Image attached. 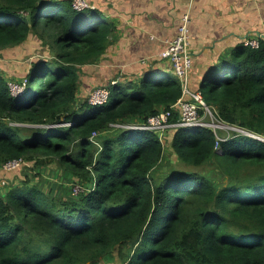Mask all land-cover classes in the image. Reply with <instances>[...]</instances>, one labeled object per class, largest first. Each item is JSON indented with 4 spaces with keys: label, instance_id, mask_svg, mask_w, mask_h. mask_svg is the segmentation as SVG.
Wrapping results in <instances>:
<instances>
[{
    "label": "trees",
    "instance_id": "1",
    "mask_svg": "<svg viewBox=\"0 0 264 264\" xmlns=\"http://www.w3.org/2000/svg\"><path fill=\"white\" fill-rule=\"evenodd\" d=\"M31 35L53 53L32 63L21 96L0 73V168L56 159L84 191L56 196L16 175L0 190V264H101L115 249L125 264H264L263 140L176 127L178 160H214L222 182L193 169L157 178L160 131L137 124L166 110L178 121V76L150 68L140 82L111 85L106 104L81 103L82 67L110 46L106 17L72 0H0V50ZM198 89L220 123L264 137V42L238 45Z\"/></svg>",
    "mask_w": 264,
    "mask_h": 264
},
{
    "label": "crops",
    "instance_id": "2",
    "mask_svg": "<svg viewBox=\"0 0 264 264\" xmlns=\"http://www.w3.org/2000/svg\"><path fill=\"white\" fill-rule=\"evenodd\" d=\"M86 1L108 21L110 46L102 59L136 61V82L147 71L137 59L164 49L177 37L185 17L189 19L194 89L214 65L229 60L238 45L250 39L264 42V0Z\"/></svg>",
    "mask_w": 264,
    "mask_h": 264
},
{
    "label": "rangeland",
    "instance_id": "3",
    "mask_svg": "<svg viewBox=\"0 0 264 264\" xmlns=\"http://www.w3.org/2000/svg\"><path fill=\"white\" fill-rule=\"evenodd\" d=\"M170 42L171 41H168V44ZM167 46L158 54L151 56L146 55L144 57L138 58L137 61L139 64L146 66L144 70H148L150 68L155 70H163L164 68H168V61L162 60L161 57V52L165 50ZM52 49L53 48L49 42L44 43V41L41 40L39 36L37 37L31 35L26 42L19 46L0 50V73L4 74V76L8 78L10 87L12 89L11 92L14 95H23L24 83L26 82V78L30 73L32 63L42 59H48L53 53ZM110 62L111 61H107V58H104V60H99V62L95 64H88L82 67L80 74L81 87L79 93L81 103L87 101L90 104V96H92V94H97L99 91H102L105 94V88L109 90L110 93H108L111 95V88H108L110 85H127L130 84V82L135 83L137 81L139 74H136V69L139 67V65L136 61L133 62L132 59V63H130V59H125L123 60V63L117 62V60H113L111 63ZM193 77L194 75H192L191 70V87L192 85L197 87V85L193 84ZM192 89L194 88L192 87ZM102 100H105V98ZM178 114L180 117V110L178 111ZM201 118L204 121V125H207L214 131L219 129L218 131L225 133V135L228 137H235L237 135L245 134L249 135L248 131L241 129L239 126H228L220 123V121L217 119L216 112L208 114L204 111ZM121 126L123 125H118L117 127L120 128ZM175 131L176 128L172 127L166 129L164 132H160V137L165 145V152L161 164L155 171V176L157 178L163 177L171 170L193 169L206 173L212 177L216 183L222 182V175L219 177L220 173L216 169V163L214 160L208 162L200 168L188 166L185 162L178 160L176 154L173 153V150L170 146V140ZM97 137L99 136L96 135L95 139H97ZM41 160L44 161V164L33 165V163L24 161L20 166L13 167L11 169H6L2 166L0 168V190H2L4 193L6 188L9 186L8 184L12 183L14 177L23 171L26 173V175L24 173L25 176L28 175L33 180V182L36 184L39 183L43 191L52 192L56 196L61 195L72 197L73 192L75 193V189L76 192L78 191L76 195L84 191L81 183L79 184L78 182H70V178L64 176L63 170L58 166V160H49L48 158H43ZM26 164L27 166L18 171L23 165ZM75 183L80 185L81 188L79 186H74ZM111 255L112 256L109 259H103L101 264H125L123 259L118 256V251L116 249L113 250Z\"/></svg>",
    "mask_w": 264,
    "mask_h": 264
},
{
    "label": "built area",
    "instance_id": "4",
    "mask_svg": "<svg viewBox=\"0 0 264 264\" xmlns=\"http://www.w3.org/2000/svg\"><path fill=\"white\" fill-rule=\"evenodd\" d=\"M73 7L76 10L90 9L92 6L86 0H73ZM188 17L184 18V23L180 27L177 37L172 40L167 48L161 52L162 60H167L170 65L171 70L178 76L181 80L183 87V96L174 106L180 107L181 115L176 123L170 122V116L172 112L170 110L162 111L157 115H153L148 118L147 122L144 124H137L138 128L154 131H166V129L172 127H199L207 126L204 125V121L201 118L199 112L200 110L212 114V109L207 105L204 100L203 93L199 89H192L190 84V74L193 67V57L190 53V28H189ZM247 46L258 48L260 41L257 39L247 40L245 43ZM111 86V85H110ZM110 86L108 88H110ZM105 94L99 91L97 94H92L91 105L98 106L106 104L109 99V90L104 89ZM109 92V93H108ZM105 100H102L104 99ZM118 126V125H116ZM229 126V125H228ZM249 135L264 141V137L255 134L248 133ZM97 134H94L96 136ZM23 159L14 160L3 165L6 169H11L13 167L20 166L23 163ZM76 186H79L76 184ZM81 188V187H80ZM74 193V192H73ZM78 191L74 195H76Z\"/></svg>",
    "mask_w": 264,
    "mask_h": 264
}]
</instances>
